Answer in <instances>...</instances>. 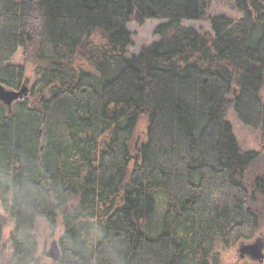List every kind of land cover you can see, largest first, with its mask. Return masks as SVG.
I'll return each instance as SVG.
<instances>
[{
    "label": "trees",
    "instance_id": "obj_1",
    "mask_svg": "<svg viewBox=\"0 0 264 264\" xmlns=\"http://www.w3.org/2000/svg\"><path fill=\"white\" fill-rule=\"evenodd\" d=\"M211 1L0 0V86L34 79L0 102V264H43L40 218L61 226L50 264H221L260 234L264 158L226 115L264 129V0L183 26ZM147 21L160 40L130 56Z\"/></svg>",
    "mask_w": 264,
    "mask_h": 264
},
{
    "label": "rangeland",
    "instance_id": "obj_2",
    "mask_svg": "<svg viewBox=\"0 0 264 264\" xmlns=\"http://www.w3.org/2000/svg\"><path fill=\"white\" fill-rule=\"evenodd\" d=\"M23 1V0H18ZM226 16L233 20L239 19L240 14L231 8L227 0H212L211 8L209 9L208 16L201 21H192L183 23L184 27L193 28L200 32H208L213 35L210 24L208 22L209 17ZM161 21H147L143 25H139L136 22L131 23L128 26V30L132 35V45L128 48L129 55L138 54L140 49L152 45L160 40V37L156 35V30L161 26ZM20 54L17 55L14 63H21ZM33 75L31 68L27 69V79L25 82L27 93L24 99L29 98V90L33 82ZM23 99V100H24ZM262 99L264 100V92L262 93ZM22 100V101H23ZM226 120L233 129L234 136L237 140L238 146L242 153H257L261 158H264V129L252 130L245 127L238 119L235 111L230 107L227 111ZM147 123L142 120L138 123L136 134L133 140V145H136L144 137ZM61 234L60 224L56 225L54 229L43 220L39 219L35 229V235L39 244V252L42 257L49 255L51 251V244L59 239ZM260 234L264 236V227L260 231ZM259 234V235H260ZM257 235L256 237H259ZM238 247L231 248L230 250H220L218 255L222 262L221 264H237L240 260L237 254ZM45 258V257H44ZM245 261V260H244ZM246 262V261H245ZM51 261L45 258L43 264H50Z\"/></svg>",
    "mask_w": 264,
    "mask_h": 264
},
{
    "label": "water",
    "instance_id": "obj_3",
    "mask_svg": "<svg viewBox=\"0 0 264 264\" xmlns=\"http://www.w3.org/2000/svg\"><path fill=\"white\" fill-rule=\"evenodd\" d=\"M27 88L24 85L19 91L7 90L0 86V102L6 107L11 108L15 103L21 102L26 96ZM239 261L248 259L255 264H263L264 262V236L260 234L250 243L239 244L237 251ZM51 262H57L59 259V251L57 241L52 242L51 251L46 256ZM238 261V262H239Z\"/></svg>",
    "mask_w": 264,
    "mask_h": 264
},
{
    "label": "flooded vegetation",
    "instance_id": "obj_4",
    "mask_svg": "<svg viewBox=\"0 0 264 264\" xmlns=\"http://www.w3.org/2000/svg\"><path fill=\"white\" fill-rule=\"evenodd\" d=\"M46 257V256H45ZM47 258V257H46ZM49 260V259H48ZM251 262V261H250ZM238 263V262H237ZM240 263V262H239ZM252 263V262H251ZM252 264H255V263H252ZM263 264H264V262H263Z\"/></svg>",
    "mask_w": 264,
    "mask_h": 264
}]
</instances>
